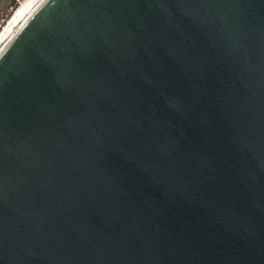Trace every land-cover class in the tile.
Returning a JSON list of instances; mask_svg holds the SVG:
<instances>
[{"label":"water","instance_id":"water-1","mask_svg":"<svg viewBox=\"0 0 264 264\" xmlns=\"http://www.w3.org/2000/svg\"><path fill=\"white\" fill-rule=\"evenodd\" d=\"M0 264H264V0H45L0 52Z\"/></svg>","mask_w":264,"mask_h":264},{"label":"bare ground","instance_id":"bare-ground-1","mask_svg":"<svg viewBox=\"0 0 264 264\" xmlns=\"http://www.w3.org/2000/svg\"><path fill=\"white\" fill-rule=\"evenodd\" d=\"M45 0H26L0 31V52L22 24Z\"/></svg>","mask_w":264,"mask_h":264},{"label":"flooded vegetation","instance_id":"flooded-vegetation-1","mask_svg":"<svg viewBox=\"0 0 264 264\" xmlns=\"http://www.w3.org/2000/svg\"><path fill=\"white\" fill-rule=\"evenodd\" d=\"M13 6L14 0H0V22L6 21Z\"/></svg>","mask_w":264,"mask_h":264},{"label":"built area","instance_id":"built-area-1","mask_svg":"<svg viewBox=\"0 0 264 264\" xmlns=\"http://www.w3.org/2000/svg\"><path fill=\"white\" fill-rule=\"evenodd\" d=\"M25 1L26 0H14V6L11 9L10 15L14 14ZM10 15L8 17H10ZM4 22L7 23V20L4 21ZM0 28L2 29L3 28V25L0 26Z\"/></svg>","mask_w":264,"mask_h":264},{"label":"rangeland","instance_id":"rangeland-1","mask_svg":"<svg viewBox=\"0 0 264 264\" xmlns=\"http://www.w3.org/2000/svg\"><path fill=\"white\" fill-rule=\"evenodd\" d=\"M12 15H13V14H12ZM12 15H10V17H7V19H6L7 22L9 21V19L11 18ZM5 24H6V23H5L4 21H3V22H2V21L0 22V25H1V26H2V25L4 26ZM0 31H1V28H0Z\"/></svg>","mask_w":264,"mask_h":264}]
</instances>
